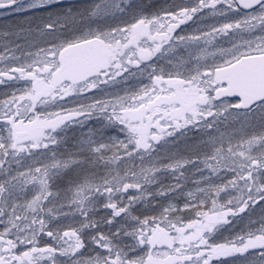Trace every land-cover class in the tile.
<instances>
[{
	"label": "snow or ice",
	"instance_id": "1",
	"mask_svg": "<svg viewBox=\"0 0 264 264\" xmlns=\"http://www.w3.org/2000/svg\"><path fill=\"white\" fill-rule=\"evenodd\" d=\"M0 264H264V0H0Z\"/></svg>",
	"mask_w": 264,
	"mask_h": 264
}]
</instances>
